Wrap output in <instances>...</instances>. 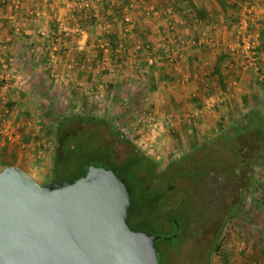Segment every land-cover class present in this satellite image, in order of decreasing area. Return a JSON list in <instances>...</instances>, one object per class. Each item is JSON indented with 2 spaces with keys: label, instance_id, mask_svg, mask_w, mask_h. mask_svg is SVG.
Returning a JSON list of instances; mask_svg holds the SVG:
<instances>
[{
  "label": "rangeland",
  "instance_id": "obj_1",
  "mask_svg": "<svg viewBox=\"0 0 264 264\" xmlns=\"http://www.w3.org/2000/svg\"><path fill=\"white\" fill-rule=\"evenodd\" d=\"M81 1L97 0L71 1L69 12L51 31L46 65L27 69L21 86L12 84L15 79L0 77V151L7 148L8 155L23 163L40 184L54 181L49 173L55 144L46 131L55 119L62 115L105 118L129 143L104 126H86L85 159L64 168L75 175L91 165L116 170L109 162L121 164L135 155L131 143L139 154L156 163V173L144 166H127L123 177L133 203L142 210L141 224L133 222V230L156 236L174 232L170 240H157L163 264H264V258L257 261L253 257L264 245V207L259 199L264 193V162L249 168V179L241 160L250 161L253 147L263 143L262 138L242 134L241 143L238 137L231 142L220 137L242 113L256 106L264 110V49L260 39L264 0L242 2L240 13L229 11L239 16L238 22L224 12L212 13L211 18L219 21V30L211 35L207 24L200 26L199 36L191 37L194 42L187 46L183 41L190 38L192 30H185L179 19L178 30H162L164 24L151 6L141 17L153 46L148 61L157 65L153 80L147 75V66L136 57L140 40L129 48L123 62L111 61L108 50L103 63L97 60L94 40L109 26H93L88 43L87 31L74 18V9L80 8ZM245 22L259 50L258 70L246 63L237 48V33L244 31L240 26ZM60 24L68 28L65 34L58 32ZM119 49L117 58L123 55L124 48ZM217 55L224 57L220 68L223 85L213 77ZM170 57L174 64L165 78L159 74L163 71L161 61ZM77 62H81L80 69ZM205 75L209 78L204 79ZM250 86L257 96L243 102ZM12 99L16 107L10 112L5 103ZM218 113L227 115L222 127L217 124ZM260 149L264 153V148ZM238 187L248 191L246 199L237 216L228 219L240 201ZM169 214L177 224L169 223ZM220 239L228 262L213 252Z\"/></svg>",
  "mask_w": 264,
  "mask_h": 264
},
{
  "label": "water",
  "instance_id": "obj_2",
  "mask_svg": "<svg viewBox=\"0 0 264 264\" xmlns=\"http://www.w3.org/2000/svg\"><path fill=\"white\" fill-rule=\"evenodd\" d=\"M130 209L125 184L104 167L40 184L21 167L6 166L0 264H160L158 236L131 229Z\"/></svg>",
  "mask_w": 264,
  "mask_h": 264
},
{
  "label": "trees",
  "instance_id": "obj_3",
  "mask_svg": "<svg viewBox=\"0 0 264 264\" xmlns=\"http://www.w3.org/2000/svg\"><path fill=\"white\" fill-rule=\"evenodd\" d=\"M249 1L251 0H207L209 5L208 7L205 0H97L95 1L96 3L91 2L88 7H80L77 9L75 8L74 14L75 21L84 30H88L90 26L95 24L109 26L108 30L102 31L101 35L97 36V38H95L94 40L96 44V58L99 62L103 63L104 57L106 55V50L110 52L108 55L111 61L123 62L128 58L129 48L135 46L136 43H138V41L140 40V47L137 50H135L134 48L135 52L137 53L136 57H138V59L144 62L143 64L147 66V69L149 70L147 71V75L150 79L153 80L154 73L152 72L157 65L155 63L149 64L148 58L152 56L153 46L148 41L149 38L146 31V25L143 18L141 17L142 14H144L145 11H147L151 6H153V11H156L157 15H159L158 20L164 24L161 25L162 30L164 28H167L171 32L178 30L176 23L179 19L183 26H185V30H192L190 38L185 37L186 40L194 42V40H191V37H196L198 34H200L199 27L201 26V22H205L208 26H214V20L213 18H211L210 14L224 12L226 14H229L230 18L238 22L239 16L236 15L235 17L231 15V13H240L242 10V2ZM229 11H231V13H228ZM128 16H130L129 20H127ZM207 22H210L211 24H208ZM181 35L184 36L183 32ZM260 35V39L262 41L261 49L263 50L264 31L261 32ZM91 41L92 37L90 36L87 42L90 43ZM49 47L50 46H48L47 49H49ZM119 48H124V50L123 55H119V58H117V52H119L118 50H120ZM257 52L259 62L258 49ZM47 57L48 53H46V58ZM223 59L224 57L222 55H217L213 70V77L215 78V82L217 80V82H219L221 85H223L224 79L221 76L220 71L221 66H224ZM161 62L163 71H160L159 74L166 78L165 72H167V70L168 72L172 70L171 65L174 64V61H171L169 58H165ZM77 63L80 69L81 62ZM261 71L264 72V69H262ZM205 76L206 77H203L204 79L209 78L208 75ZM256 92L257 91H255V88L251 87L250 94H247L243 97V102H249L250 99L257 96ZM193 99L194 101L198 102L197 97H194ZM5 104L7 110L10 112H12L16 107V101L14 99L7 101ZM218 114L219 117L217 120V124L222 127L223 121L225 120L227 115L225 113ZM86 126H94L97 128H99V126H104L107 129L112 130L115 135L121 137L122 140H125L123 139L124 135L120 134L118 129L105 118L97 117L94 115H62L57 117L55 119V122L52 123L51 128L47 129L46 131L47 134L52 137L55 144L52 151V167L50 169L49 179L54 178L55 182H60L67 179H77L87 172L88 169H83L80 174L75 175L74 173L67 172L64 168L66 165L75 162V160H81L83 158L85 159V143L86 141H88V138H86V135L88 134V129ZM235 127L237 128L234 129ZM19 130L22 133L25 132L24 127H21ZM242 134H248L254 138H262L263 141V143H261L258 147H253L252 151L254 153L250 155V161L249 159L247 160L246 158L242 157V165L244 167H247L248 169V167L252 168L254 164L263 163L264 156L261 154L260 149L262 146H264V110L262 109V107L256 106L249 109L247 112L242 113L240 119L236 120L234 124H231V126L223 129V133L220 135V137L223 142H231L233 139H235V137H238V140L242 143V141L244 140ZM125 141L129 143L128 139ZM131 146L136 151L135 155L121 164H118L113 160H111L109 164L116 169L112 171H114L119 179L125 184L130 194L131 209L129 211L127 222L131 229H133L131 226L133 222H138L137 225L141 224L140 215L142 210L140 209V205H136L135 203H133L131 189L126 184L123 177L124 169L127 166H130V168H134L136 166H144L151 173H156L157 164L151 161V159L146 157L144 154H139L136 145L131 143ZM15 159L16 158L14 157V155H8L7 148H2L0 151V170H2L6 166L18 165L19 167L27 171L25 165L23 163H17ZM245 174L246 177L250 179L252 175L251 170L248 169ZM57 178L59 180H55ZM237 191V194L240 197V201L232 207V211H230V213H228L227 215L228 219H234L235 216H237L238 210L241 209V204L246 199V195L248 192L244 189H241L240 187H238ZM155 198L156 200L158 199L156 196ZM259 199L264 207V193L259 196ZM168 220L170 224L178 223L174 217H171V214H169ZM173 233L170 236H158L157 240H170L173 237ZM179 233L180 231L178 232V234ZM178 237L181 236L178 235ZM157 240L155 242V246ZM213 252L218 253L224 262H228L229 255L228 252L224 249L223 240L220 239L215 243ZM253 257L257 261H260L261 258H264V245L261 247L259 252L253 253ZM159 261L160 264H163V261Z\"/></svg>",
  "mask_w": 264,
  "mask_h": 264
},
{
  "label": "crops",
  "instance_id": "obj_4",
  "mask_svg": "<svg viewBox=\"0 0 264 264\" xmlns=\"http://www.w3.org/2000/svg\"><path fill=\"white\" fill-rule=\"evenodd\" d=\"M71 1L0 0V77L15 79L12 84L21 86L23 81L20 80L26 78L27 69L47 64L46 53L51 31L55 29L56 21L69 12ZM210 15L213 17L212 14ZM213 20L215 22L213 27L207 25L211 35L219 30L218 27L220 28L219 21L214 18ZM205 24L203 22L201 26ZM96 25L86 30L88 38L92 36V28ZM223 39L225 40L224 37ZM250 92L251 86L246 90L245 95Z\"/></svg>",
  "mask_w": 264,
  "mask_h": 264
},
{
  "label": "built area",
  "instance_id": "obj_5",
  "mask_svg": "<svg viewBox=\"0 0 264 264\" xmlns=\"http://www.w3.org/2000/svg\"><path fill=\"white\" fill-rule=\"evenodd\" d=\"M90 2L88 1H81L82 7H88ZM127 20L129 18L127 17ZM243 23V22H242ZM245 27L244 31H238L237 36V42H238V51L241 53V56L243 59L246 60V63L249 64V66H252L256 70H258V52H257V45L255 41L252 39V36L248 33V27L247 23H244V26H240V28ZM68 28H66L64 25L60 24L58 32L60 34H65L67 32ZM185 43V46L190 45L193 43V41L185 40L183 41ZM182 56V54L180 55ZM170 60L173 61L174 59L170 57ZM152 62V61H151ZM226 95V93H225Z\"/></svg>",
  "mask_w": 264,
  "mask_h": 264
},
{
  "label": "flooded vegetation",
  "instance_id": "obj_6",
  "mask_svg": "<svg viewBox=\"0 0 264 264\" xmlns=\"http://www.w3.org/2000/svg\"><path fill=\"white\" fill-rule=\"evenodd\" d=\"M262 148H264V146H262ZM262 151V150H261ZM261 154L264 156V153L263 152H261ZM250 167H248V169H249ZM246 184V183H245ZM164 261H165V259H164ZM164 263V262H163Z\"/></svg>",
  "mask_w": 264,
  "mask_h": 264
}]
</instances>
